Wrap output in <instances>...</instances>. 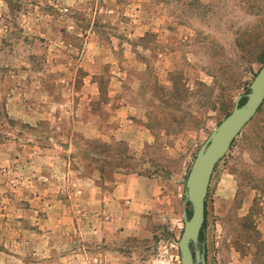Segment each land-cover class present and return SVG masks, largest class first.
Returning a JSON list of instances; mask_svg holds the SVG:
<instances>
[{
    "label": "rangeland",
    "instance_id": "obj_1",
    "mask_svg": "<svg viewBox=\"0 0 264 264\" xmlns=\"http://www.w3.org/2000/svg\"><path fill=\"white\" fill-rule=\"evenodd\" d=\"M245 1L189 0L184 12L172 0H0V158H22L19 175L0 160V264H181L178 242L191 211L185 179L263 65L264 0L253 9ZM112 81L154 137L141 152L79 124L80 98L95 91L90 82L103 96ZM89 106L99 109L100 100ZM258 136L247 124L212 174L198 247L207 264H252V244L264 237L257 229L264 215ZM28 157L36 158L34 176ZM79 158L104 173L152 176L167 196L166 211L150 217L147 234L128 239L122 253L103 246L86 253L58 236L47 248L44 198L59 196L80 216ZM96 183L111 189L109 180Z\"/></svg>",
    "mask_w": 264,
    "mask_h": 264
},
{
    "label": "crops",
    "instance_id": "obj_2",
    "mask_svg": "<svg viewBox=\"0 0 264 264\" xmlns=\"http://www.w3.org/2000/svg\"><path fill=\"white\" fill-rule=\"evenodd\" d=\"M118 83L121 84L120 80ZM90 86L95 91L80 98L85 115L79 124L91 132L101 135L108 133L107 135L112 141L114 140L110 135H114L120 140L124 138L128 141L129 146L139 152L151 145L154 141L151 131L146 126L137 123L135 119L138 111L136 104L132 102L133 99L129 98L130 96L122 92V88L119 90L118 85L112 81L108 84V92L102 96L97 82H90ZM99 100V109L89 106L91 102ZM32 113L30 117L35 115L34 110ZM30 124L34 125V123ZM104 137L107 138V136ZM91 156L98 158L92 153ZM28 158L30 161L26 162L34 176L36 175L33 172L36 168V158ZM0 160L2 162L8 160L11 171L19 175L18 165L22 160L21 157L11 154L1 157ZM78 160L74 161L80 163L79 169L73 173L76 174L75 178L83 184L80 187L81 196L77 207L80 216L74 215L75 209L72 205L66 204L67 201L65 202L59 196L54 195L49 201L44 198L40 210L44 213L42 235L46 239L47 248L50 252L53 250L54 238L58 236L62 246H76L79 251L86 253L98 246L106 247V251L114 249V251L122 253L123 245L128 239L147 234L150 217L154 214L161 215L166 211L167 196L158 180L152 176H146L139 172L104 173L98 168L85 165L83 158ZM92 160L91 158V162ZM101 179L110 181V190L104 191L97 185L96 182ZM254 200L255 195H250L244 200L242 210L246 212L243 216L247 217L250 214ZM261 206L264 208V202L261 203ZM29 212L28 217L33 219L36 209L32 208ZM23 224L26 223L23 222ZM71 227L73 234L69 233ZM28 229L34 233L32 227L29 226ZM257 229L264 232V215L258 218ZM263 248L264 237L252 244L249 254L252 264L256 262V259H264Z\"/></svg>",
    "mask_w": 264,
    "mask_h": 264
},
{
    "label": "water",
    "instance_id": "obj_3",
    "mask_svg": "<svg viewBox=\"0 0 264 264\" xmlns=\"http://www.w3.org/2000/svg\"><path fill=\"white\" fill-rule=\"evenodd\" d=\"M245 101L241 104V100ZM264 103V64L254 76L246 95H238L232 111L210 133L198 149L185 179L184 228L178 242L181 264H207L204 250H199L200 234L205 222V203L212 174L242 130L255 117ZM203 245V244H201ZM195 247V251L192 250Z\"/></svg>",
    "mask_w": 264,
    "mask_h": 264
},
{
    "label": "trees",
    "instance_id": "obj_4",
    "mask_svg": "<svg viewBox=\"0 0 264 264\" xmlns=\"http://www.w3.org/2000/svg\"><path fill=\"white\" fill-rule=\"evenodd\" d=\"M172 1H176L177 4H179L182 8H184V12L186 11V9H188L189 5L191 4V3H189V0H172ZM162 2L166 3V2H168V0L167 1L162 0ZM245 3H247V5L250 9H253L255 7L256 0H246ZM258 58H260L259 59L260 63L264 64V54H261ZM244 101H245V98H243L241 100V104ZM249 123H253L255 131L259 135L258 139H259L260 143H264V103L260 107V109L257 112V114L255 115V117ZM263 146H264V144H263ZM205 206H206V203H205ZM189 214H190V212L188 213V216H189ZM205 218H206V210H205ZM204 226H205V222L203 224L202 229L204 228ZM201 232H202V230H201ZM257 261L262 263V264L264 263V259H256V262Z\"/></svg>",
    "mask_w": 264,
    "mask_h": 264
}]
</instances>
